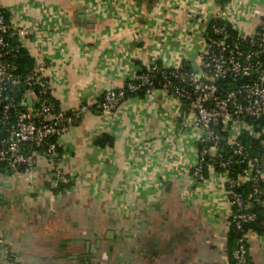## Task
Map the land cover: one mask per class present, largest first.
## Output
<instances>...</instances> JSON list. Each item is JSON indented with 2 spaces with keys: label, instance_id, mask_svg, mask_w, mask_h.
<instances>
[{
  "label": "crops",
  "instance_id": "1",
  "mask_svg": "<svg viewBox=\"0 0 264 264\" xmlns=\"http://www.w3.org/2000/svg\"><path fill=\"white\" fill-rule=\"evenodd\" d=\"M150 1L151 11L145 0H0L47 61L59 106H89L59 138L58 167L44 156L31 169L0 165V264H229L232 206L220 177L192 175L198 149L181 124L190 104L156 91L96 105L151 61L195 64L218 10L252 32L264 0ZM104 133L112 145L96 143ZM248 251L264 264L263 234L248 233Z\"/></svg>",
  "mask_w": 264,
  "mask_h": 264
},
{
  "label": "built area",
  "instance_id": "2",
  "mask_svg": "<svg viewBox=\"0 0 264 264\" xmlns=\"http://www.w3.org/2000/svg\"><path fill=\"white\" fill-rule=\"evenodd\" d=\"M210 20L199 40L197 69L187 68L183 61L170 65L151 61L138 67L124 87L107 89L96 106L106 112L130 95L152 96L156 91L190 104L181 124L182 134L188 133L198 149L192 175L205 179L206 165L208 174L212 171L223 181L232 206L229 224L241 232L229 264H250L248 233L253 230L245 225L257 219V213L249 209L263 202L264 148L253 151L240 137L247 133L260 139L264 147V15L250 33L233 28L221 10ZM28 33L27 27L12 26L0 7V165L31 169L44 156L58 167L59 138L69 130L73 116L89 106L83 104L72 112L59 106L51 94L45 76L47 61L42 57L34 58L31 69L20 70L19 54L26 48L23 37ZM223 137L228 147L225 155ZM234 163L244 166L233 173ZM61 181L57 178L52 184ZM246 182L251 189L244 195L237 187ZM9 262L19 264L14 258Z\"/></svg>",
  "mask_w": 264,
  "mask_h": 264
},
{
  "label": "trees",
  "instance_id": "3",
  "mask_svg": "<svg viewBox=\"0 0 264 264\" xmlns=\"http://www.w3.org/2000/svg\"><path fill=\"white\" fill-rule=\"evenodd\" d=\"M7 19H9L8 14L6 13ZM19 67L21 71H27L31 69L34 66L35 60L31 53L28 51L26 48H22L19 54ZM187 68H191L192 65L190 63L185 64ZM137 95L144 96L143 93H139ZM218 130H221L219 127L217 128ZM224 134V133H223ZM241 140L246 143L248 146H250L253 151H258L261 150L263 145L260 143V139H256L252 136H250L247 133H244L241 135ZM261 139H264V135H262ZM97 144H100L102 146L105 145H112L114 143V137L109 135L108 133H104L100 135L97 140ZM222 149H223V154L228 153V147L225 143V140L222 142ZM243 164L241 163H234V165L231 167V169L234 172H237L243 168ZM220 166H218L217 163V169H219ZM204 174L207 177L208 176V167L204 165ZM264 188V187H263ZM237 189L241 191L244 195H246L250 189H251V183L246 182L244 185L238 186ZM261 199L263 201L264 199V194L263 192L260 194ZM234 211H236V208H233ZM249 210H252L257 213V219L255 221H252L251 223H248L245 225V229L247 230H253L254 232L258 234H263L264 235V205L263 202L261 203H256L254 206H252ZM241 232L237 230L234 226H230V231L228 233V244H229V255L231 254V250L235 246L237 238L240 236Z\"/></svg>",
  "mask_w": 264,
  "mask_h": 264
},
{
  "label": "water",
  "instance_id": "4",
  "mask_svg": "<svg viewBox=\"0 0 264 264\" xmlns=\"http://www.w3.org/2000/svg\"><path fill=\"white\" fill-rule=\"evenodd\" d=\"M145 1H146V4H147L148 9L151 11V10L153 9V7H154L153 2L150 1V0H145ZM148 1H149V2H148ZM160 2H161V0H155V4H160ZM210 22H211V20L209 19V20L207 21V24H206V26H205V29L208 28ZM203 34H204V31H203L202 35H203ZM202 35H201V36H202ZM195 46H197V44H196ZM193 58H194V54H193ZM192 66H193L194 69H197V67H196V65H195L194 63L192 64ZM28 102L31 103V98H28ZM214 123H215L216 125H218L219 121L216 119ZM2 135L4 136V133H3ZM225 139H226V137H223V140H225Z\"/></svg>",
  "mask_w": 264,
  "mask_h": 264
}]
</instances>
